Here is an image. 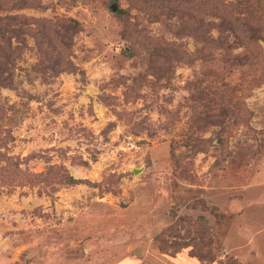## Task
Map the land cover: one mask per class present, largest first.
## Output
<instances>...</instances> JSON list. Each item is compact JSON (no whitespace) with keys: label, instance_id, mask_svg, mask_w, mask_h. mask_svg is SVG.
Here are the masks:
<instances>
[{"label":"rangeland","instance_id":"rangeland-1","mask_svg":"<svg viewBox=\"0 0 264 264\" xmlns=\"http://www.w3.org/2000/svg\"><path fill=\"white\" fill-rule=\"evenodd\" d=\"M0 17V264H264V0Z\"/></svg>","mask_w":264,"mask_h":264},{"label":"trees","instance_id":"trees-1","mask_svg":"<svg viewBox=\"0 0 264 264\" xmlns=\"http://www.w3.org/2000/svg\"><path fill=\"white\" fill-rule=\"evenodd\" d=\"M9 5H10V0H0V11L1 10L5 11V10L9 9ZM9 19H12L14 21L17 20V18H12V17H10V18H8V17H0V36L3 35L2 27H3L4 23L9 21ZM196 143H197V141L191 142V149L196 147V145H197ZM197 152H200V149H198ZM29 176L32 177L34 175H32V174L30 175L29 174ZM41 176H43V174L40 175V176H37V177H41ZM58 183L60 185H63V186H72V185L80 184L81 182L76 180V179H74L68 173H66L64 171V174H63V176H61V179L58 181Z\"/></svg>","mask_w":264,"mask_h":264},{"label":"water","instance_id":"water-1","mask_svg":"<svg viewBox=\"0 0 264 264\" xmlns=\"http://www.w3.org/2000/svg\"><path fill=\"white\" fill-rule=\"evenodd\" d=\"M111 10H112V11H116V10H117L116 5L112 6V7H111Z\"/></svg>","mask_w":264,"mask_h":264}]
</instances>
